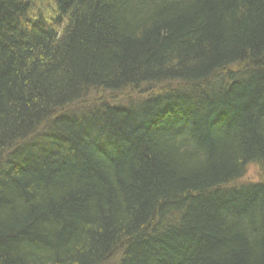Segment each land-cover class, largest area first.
<instances>
[{"label": "trees", "instance_id": "1", "mask_svg": "<svg viewBox=\"0 0 264 264\" xmlns=\"http://www.w3.org/2000/svg\"><path fill=\"white\" fill-rule=\"evenodd\" d=\"M46 1L0 0V264H264V0Z\"/></svg>", "mask_w": 264, "mask_h": 264}, {"label": "rangeland", "instance_id": "2", "mask_svg": "<svg viewBox=\"0 0 264 264\" xmlns=\"http://www.w3.org/2000/svg\"><path fill=\"white\" fill-rule=\"evenodd\" d=\"M37 4H34V11H36L37 7L42 8L44 12H47L51 9L50 3L46 0H43V3H41V0H35ZM245 181H258L260 179V170L259 168L251 164L247 167V171L243 178Z\"/></svg>", "mask_w": 264, "mask_h": 264}]
</instances>
